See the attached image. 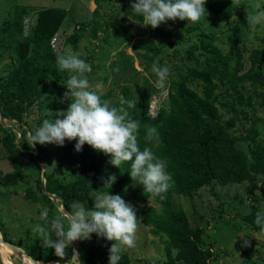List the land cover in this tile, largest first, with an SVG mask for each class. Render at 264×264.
<instances>
[{
    "label": "rangeland",
    "instance_id": "1",
    "mask_svg": "<svg viewBox=\"0 0 264 264\" xmlns=\"http://www.w3.org/2000/svg\"><path fill=\"white\" fill-rule=\"evenodd\" d=\"M126 2L127 0H102L99 15L95 16L94 0H0V30L6 20L13 21L16 8H27L31 12L23 19L18 40L22 42L31 36L39 12L46 9L65 11V18L52 37L50 47L56 56L66 51L79 53L80 58L93 67L86 75L89 85L99 83L102 95L109 94L113 97L112 103L123 97L125 87H130L128 91L135 95L140 88L147 86L150 91L149 116L156 117L162 111L171 112L173 98L179 93V89L189 90L196 100L203 99L204 89L201 84L203 80H207L209 87L219 95L214 103L217 114L232 124L229 132L235 135L236 140H240L235 145L250 154L251 145L240 138L248 136L250 130H253L256 142L264 147V102L259 99L252 100L251 105L233 120L228 113L233 110L230 109L233 101L227 102L228 109L221 104L224 101L221 100V95H228L225 86L218 78L211 77L206 72L203 75L200 68V63H207V55L200 58L201 49L207 41L211 42V48H216L215 52L222 51L224 57L228 56L227 64L231 70L236 64L234 53L239 47L246 61V68H249V55L264 49V18L255 24L248 21L251 16L264 12V0H226L223 6L231 11L227 20L222 19L220 12L222 0H205L206 12L198 21L187 23L186 20H169L155 29L141 26L138 22L142 19L136 21L126 15L122 11ZM107 30H126L132 37L127 40L108 37ZM73 35L79 37L77 49L69 39ZM14 47L15 43H12L9 34L0 35V76L8 84L13 82L8 93L15 90L14 81L21 79V75L15 77V72L22 67ZM22 50L26 58L31 55L24 48ZM121 52H124V57H129L131 65L128 69L133 66L130 73L121 68L124 62L117 58ZM153 61L166 64L170 69L163 89L155 84L156 77L149 70ZM221 65V68H225V60ZM113 66L120 68V71L116 72ZM261 66L264 73V63ZM67 76L68 73L61 71L55 63L53 74L39 91L49 98L48 102L40 101L26 107L19 121L3 119L0 116V179L15 172L16 162L24 176L22 181L13 186L0 187V233L3 239L6 238L18 246L30 257L31 254L39 256L38 262L41 263H44L45 255L41 245L44 238L41 231L43 221L39 212L47 208V219L50 221L64 207L56 196H49L48 202L36 200L41 194L40 181L43 185L47 177L62 183L75 181L83 165L92 161L94 150L85 144L81 151H74L75 139L65 140L62 146L50 144L41 153L34 147L31 150L17 149L23 141V132L27 136L44 118H49L52 114L51 118L55 119L57 111L67 108V101L60 102L62 94L67 91L64 87ZM26 151H30L38 159L37 163L23 155ZM105 168L109 170L113 166L106 162ZM250 190L258 196L257 203L253 202ZM96 194L100 193H94L92 197ZM174 201L184 211L191 228L200 227L204 230L203 247L211 249L217 255V260L212 264H264V234L242 222V217L249 214L253 207L264 209L263 176L253 175L250 182L240 185L213 182L201 187L193 195H174ZM128 203L136 209L137 229L133 246L122 247L120 257L126 255L128 264H170L164 245L165 238L153 236L150 228L142 225L140 218L142 211L149 207L159 211L160 207L155 199L130 200ZM83 204L92 206L88 202ZM237 235L247 238L248 244L244 245L243 238L236 237ZM112 243L92 234L91 239L73 241L66 248L63 258L59 257L58 261L49 263L77 264L80 261L79 252L89 257L108 259V248ZM73 249L78 253L76 258L72 257ZM175 255L176 252L173 251L172 256ZM14 260L16 264H22L17 258Z\"/></svg>",
    "mask_w": 264,
    "mask_h": 264
},
{
    "label": "trees",
    "instance_id": "2",
    "mask_svg": "<svg viewBox=\"0 0 264 264\" xmlns=\"http://www.w3.org/2000/svg\"><path fill=\"white\" fill-rule=\"evenodd\" d=\"M225 1L222 0L220 6L223 20H227L231 16V11L223 6ZM94 2L96 4L94 15L98 16L102 0H94ZM130 2L131 0H127L122 11L132 19L140 21L142 18L131 11ZM30 12L25 7L16 8L13 21L6 20L3 24L4 27L0 30L1 36L9 34L12 43H15V52L19 56L22 67L15 72V77L21 75V79L14 81L16 88L11 93L7 91L9 87L13 86V82L8 84L6 79L0 76L1 114L8 120L19 121L26 111V107L40 101H49V98L43 96L39 91L44 88L54 71L56 55L50 47V41L64 20L65 11L46 9L39 12L38 21L31 32V36L19 42L24 16ZM113 25H116V21ZM82 26L85 27V24ZM107 35L108 37H121L123 40L132 37V34L126 30H111L107 32ZM69 39L74 48L77 49L79 37L73 35ZM210 43L207 41L201 49L200 58L207 55L205 59L207 63L205 65L200 63V68L203 75L206 72L209 76L218 78L221 84L225 86L228 95L225 93L221 95V100H224L221 101V104L225 109H228L227 102L233 101L230 106V109L233 110L228 113L234 120L237 114L242 113L246 107L251 105L252 100L259 99L262 103L264 102V73L261 66L264 63V49L249 55L250 66L246 68L243 53L237 47L234 53L236 64L231 70L227 64L228 56L224 57L222 51L215 52L216 48L214 46L211 48ZM22 48L31 55L26 58ZM117 58L124 62L121 68L126 73H130L133 66L128 69L131 65L129 57H124V52H121ZM224 60L226 66L221 68L223 67L221 63ZM113 69L116 72L120 71V68L115 66ZM208 82L203 80V84H201L204 89L203 99L196 100L189 90L179 89V93L173 98L171 112L162 111L156 117L149 116L150 91L147 86L140 88L135 95L128 91L130 87L123 88V98L136 104L135 108L129 109V113L139 123L136 134L138 146L141 149L146 145L150 147L157 156L165 161L166 171L171 176V186L162 194L163 199L154 198L160 207L159 211L154 207H149L140 215L142 225L149 227L153 236L165 238L164 245L170 264H212L217 260V255L202 245L204 230L200 227H190L184 211L175 203L174 195L190 196L201 187L213 182L221 185H240L247 181L250 182L253 175L264 177L263 145L256 142V134L253 130H250L248 136H241L240 138L251 145L250 154L245 153L235 145V142L240 140H236L235 135L229 132L232 129V124L217 114L214 103L219 99V95L215 93L213 88L209 87ZM153 91L152 89L151 92ZM102 98L109 100L111 105H118L120 100L112 103L113 97L109 94L102 95ZM245 117L248 116L245 114ZM149 126L157 128L158 136L155 137L154 141L146 142L144 137L146 128ZM22 136L23 141L17 150L33 149L31 145L26 143L25 132ZM48 145L50 144H37L34 148L41 153L47 149ZM23 155L37 163L38 159L30 151L24 152ZM91 159V162L83 165L75 181L62 183L51 177L46 178V192L58 197L65 209L73 200L92 204V194L107 191L110 194H119L127 202L130 200L146 201L153 198L150 194L143 193L142 186L133 185L125 169L127 163L120 166V172L115 167L106 170L107 156L95 150ZM15 168V172L0 179V187H10L22 181L24 176L17 162ZM109 174H115L116 179L111 185L105 186L101 177L106 179ZM251 188L253 190V186ZM40 190L41 194L36 200L48 202L50 199L48 194L43 192L41 181ZM252 190L249 193L253 202L257 203L258 196L254 195ZM258 210L260 209L253 207L249 214L242 217V222L257 232L259 230L253 224V218ZM4 240L8 241L6 238ZM42 251L45 255L44 263L58 261L59 257L53 254L52 249L42 247ZM173 251L176 252L174 257L172 256ZM31 256L36 261L40 260L39 256L35 254H31ZM79 257L82 264H108V259L85 256L82 252H79ZM0 264L3 263L0 262ZM118 264H128L127 256L122 255Z\"/></svg>",
    "mask_w": 264,
    "mask_h": 264
},
{
    "label": "clouds",
    "instance_id": "3",
    "mask_svg": "<svg viewBox=\"0 0 264 264\" xmlns=\"http://www.w3.org/2000/svg\"><path fill=\"white\" fill-rule=\"evenodd\" d=\"M205 0H131L130 9L142 20L141 26L156 27L169 20L196 22L206 12ZM264 18V12L251 16V24ZM55 62L61 71L68 73L60 102L68 101L67 108L55 113V119L44 118L29 131L26 143L35 145L55 144L62 146L65 140L75 139L74 151L79 152L87 144L91 149L107 156V163L121 172V165L127 163L128 176L133 185L142 186L143 193L163 199L171 186V176L166 171L165 161L157 156L147 145L138 146L137 130L139 123L130 116L129 109L135 108L131 100L120 98L118 105H111L102 98L101 85H89L86 74L91 65L80 58L79 53L66 51L57 55ZM150 72L156 77L155 84L163 89L170 69L166 64L153 61ZM158 136L155 126L146 128L145 141H154ZM124 169V170H125ZM104 185L115 182L116 175L101 177ZM47 208L39 212L43 221L41 231L44 238L41 245L52 249L56 257L63 258L66 248L77 239H91L95 234L113 243L108 248V264H118L122 247H131L137 229L136 209L119 194L104 192L92 197V206L73 200L67 209L59 210V215L50 221ZM253 224L264 233V209L256 211ZM243 238V244L248 240ZM235 237V238H236ZM77 256L73 249L72 257ZM77 261V259H76ZM77 264L79 262L77 261Z\"/></svg>",
    "mask_w": 264,
    "mask_h": 264
},
{
    "label": "bare ground",
    "instance_id": "4",
    "mask_svg": "<svg viewBox=\"0 0 264 264\" xmlns=\"http://www.w3.org/2000/svg\"><path fill=\"white\" fill-rule=\"evenodd\" d=\"M0 235H1V233H0ZM0 255H1L0 261L3 264H16L14 258L19 259V261L22 262V264H34L28 259L27 254H25V253L17 254L14 251H12L10 248L6 247L2 243H0ZM38 264H44V263L39 262ZM47 264H52V263H47ZM64 264H75V263L67 262Z\"/></svg>",
    "mask_w": 264,
    "mask_h": 264
},
{
    "label": "water",
    "instance_id": "5",
    "mask_svg": "<svg viewBox=\"0 0 264 264\" xmlns=\"http://www.w3.org/2000/svg\"><path fill=\"white\" fill-rule=\"evenodd\" d=\"M0 116L4 119V117H3L2 114H1ZM43 192H44V193H47V192H46V189H45V184L43 185ZM47 194H48V196H53V197H55L54 195H50L49 193H47ZM0 243L4 244L6 247L10 248L12 251H14V252L17 253V254H19V253H21V254L24 253L23 250L20 249L18 246L14 245V244H12V243H10V242L5 241V240L3 239V237H2V235H0ZM25 254H26V253H25ZM77 255H78V253H77ZM27 257H28V259H29L32 263H34V264H38V263H39L38 261L34 260V259H33L32 257H30L29 255H27ZM78 257H79V255H78ZM79 264H82V262L79 261Z\"/></svg>",
    "mask_w": 264,
    "mask_h": 264
}]
</instances>
